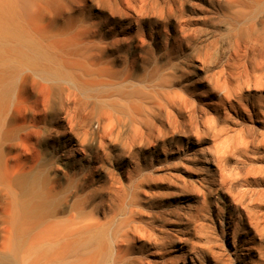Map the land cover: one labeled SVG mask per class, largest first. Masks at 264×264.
<instances>
[{
    "label": "bare ground",
    "instance_id": "1",
    "mask_svg": "<svg viewBox=\"0 0 264 264\" xmlns=\"http://www.w3.org/2000/svg\"><path fill=\"white\" fill-rule=\"evenodd\" d=\"M37 1L0 0V176L20 188L9 189L0 264H179L167 254L176 240L186 247L183 264H264L263 68L194 82L181 56L171 54L142 73L123 70L98 105L81 89L61 86L60 105L75 130L70 152L84 149L87 133L76 127L82 113L97 107L104 152L120 146L116 156L99 155L102 164L115 161L112 181L98 191L74 186L66 206L53 189L39 190L36 173L9 166L36 126L19 124L15 84L30 72L41 88L57 79L39 72L30 54ZM230 11L242 37L244 15ZM239 221L250 229L242 238L227 230L240 229ZM231 249L240 252L237 262L226 256Z\"/></svg>",
    "mask_w": 264,
    "mask_h": 264
},
{
    "label": "rangeland",
    "instance_id": "2",
    "mask_svg": "<svg viewBox=\"0 0 264 264\" xmlns=\"http://www.w3.org/2000/svg\"><path fill=\"white\" fill-rule=\"evenodd\" d=\"M36 3L40 15L36 29L30 30L35 44L30 54L39 72L55 74L57 79L43 81L50 88H41L33 83V77L38 80L40 77L30 72L23 85L15 84L14 100L23 114L19 124L36 126L8 164L36 173L39 190L53 189L65 199L64 206L74 186L98 191L101 184L112 181L115 161L105 158L102 164L99 155L116 156L120 146L111 145L104 152L102 114L97 107L82 113V121L76 127L87 133L84 149L70 152L72 143L68 138L75 136V130L69 131L68 110L60 105L64 100L59 92L61 86L68 84L81 89L85 98L98 105L100 96L123 70L133 66L136 74L142 73L155 63L166 62L171 54L181 56L179 64L190 70L189 77L194 82L230 69H264V0H38ZM231 7L239 8L244 15L242 37L236 35ZM183 34L186 39L180 41ZM101 58L108 61L107 66L100 63ZM259 153L264 155V150ZM9 189L20 190L16 184L8 186L0 176V229L9 206ZM222 201L226 203L228 198L225 196ZM237 226L240 229H227L231 235L236 232L242 238L250 231L241 221ZM176 244L167 249V254L183 264L181 252L186 247L179 240ZM238 254L234 249L226 250V256L235 262Z\"/></svg>",
    "mask_w": 264,
    "mask_h": 264
}]
</instances>
